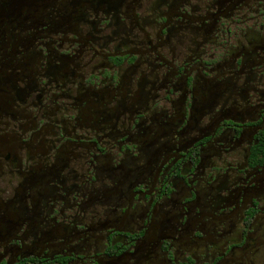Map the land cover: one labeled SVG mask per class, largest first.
<instances>
[{
	"label": "flooded vegetation",
	"instance_id": "obj_1",
	"mask_svg": "<svg viewBox=\"0 0 264 264\" xmlns=\"http://www.w3.org/2000/svg\"><path fill=\"white\" fill-rule=\"evenodd\" d=\"M0 264H264V0H0Z\"/></svg>",
	"mask_w": 264,
	"mask_h": 264
}]
</instances>
